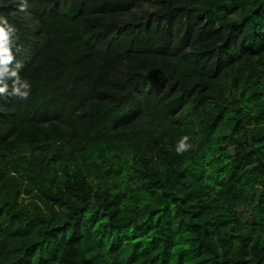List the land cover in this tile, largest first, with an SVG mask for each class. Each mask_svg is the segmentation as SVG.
<instances>
[{"label":"trees","instance_id":"obj_1","mask_svg":"<svg viewBox=\"0 0 264 264\" xmlns=\"http://www.w3.org/2000/svg\"><path fill=\"white\" fill-rule=\"evenodd\" d=\"M19 3L0 264H264V0Z\"/></svg>","mask_w":264,"mask_h":264},{"label":"clouds","instance_id":"obj_2","mask_svg":"<svg viewBox=\"0 0 264 264\" xmlns=\"http://www.w3.org/2000/svg\"><path fill=\"white\" fill-rule=\"evenodd\" d=\"M27 0H20L18 9L21 12L27 10ZM16 28L9 24L5 16L0 15V95H7L11 80L12 91L10 95L16 96L22 100H27L30 94L31 85L27 79L21 78L19 69L22 63L17 62L15 67H11L13 62L12 46L13 37L15 36ZM188 137L184 136L179 141L177 152L180 153L187 149Z\"/></svg>","mask_w":264,"mask_h":264}]
</instances>
